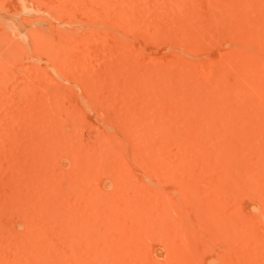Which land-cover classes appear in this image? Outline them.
Segmentation results:
<instances>
[{
	"label": "rangeland",
	"instance_id": "obj_1",
	"mask_svg": "<svg viewBox=\"0 0 264 264\" xmlns=\"http://www.w3.org/2000/svg\"><path fill=\"white\" fill-rule=\"evenodd\" d=\"M0 264H264V0H0Z\"/></svg>",
	"mask_w": 264,
	"mask_h": 264
}]
</instances>
